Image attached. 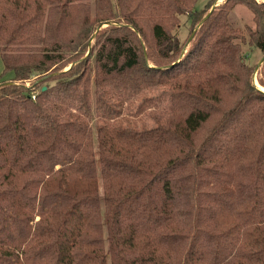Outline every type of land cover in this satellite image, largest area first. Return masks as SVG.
I'll return each mask as SVG.
<instances>
[{"label": "trees", "instance_id": "16d2710c", "mask_svg": "<svg viewBox=\"0 0 264 264\" xmlns=\"http://www.w3.org/2000/svg\"><path fill=\"white\" fill-rule=\"evenodd\" d=\"M198 1L0 0V264H264V2Z\"/></svg>", "mask_w": 264, "mask_h": 264}, {"label": "rangeland", "instance_id": "374dc122", "mask_svg": "<svg viewBox=\"0 0 264 264\" xmlns=\"http://www.w3.org/2000/svg\"><path fill=\"white\" fill-rule=\"evenodd\" d=\"M223 1L224 0H199L198 3L196 4V8L197 9L204 8L208 13L212 10V8L214 9L215 7L221 5ZM258 1H262V0H258ZM231 21L235 26H238V27L242 25H247L249 27L253 26L251 13L245 7L241 5H237L233 8L231 12ZM197 29L198 27H192L190 21L187 19L186 16H180L179 27L174 32V35L178 38L179 42L182 45L180 56L184 55ZM257 57H259V54L257 55ZM258 61L259 59L257 60V62ZM68 68L64 69V71L67 70ZM257 69L258 67L256 66L255 72L253 74V79H254V82L256 83V87L259 88L258 83H257V79L259 78V76L258 74L256 75ZM2 72H3V68H2V64L0 60V83L7 82L12 77V73H5L4 75H2ZM33 80H35V77L32 78V81ZM25 86L30 87L31 84L26 83ZM260 90L264 92V89L260 88Z\"/></svg>", "mask_w": 264, "mask_h": 264}, {"label": "water", "instance_id": "95a60500", "mask_svg": "<svg viewBox=\"0 0 264 264\" xmlns=\"http://www.w3.org/2000/svg\"><path fill=\"white\" fill-rule=\"evenodd\" d=\"M262 1L264 2V0H262ZM212 10H213V8H212ZM212 10H211V11H212ZM206 17H207V16H206ZM206 17H205V18H206ZM205 18H204V19H205ZM263 61H264V56H263L262 59L258 62L257 67H259V65H260ZM253 82H254V81H253ZM254 84L256 85L255 82H254Z\"/></svg>", "mask_w": 264, "mask_h": 264}, {"label": "built area", "instance_id": "2783aa9c", "mask_svg": "<svg viewBox=\"0 0 264 264\" xmlns=\"http://www.w3.org/2000/svg\"><path fill=\"white\" fill-rule=\"evenodd\" d=\"M32 99H34V96H32Z\"/></svg>", "mask_w": 264, "mask_h": 264}]
</instances>
